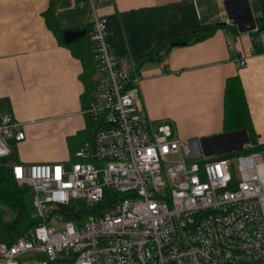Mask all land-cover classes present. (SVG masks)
<instances>
[{"label":"built area","instance_id":"2783aa9c","mask_svg":"<svg viewBox=\"0 0 264 264\" xmlns=\"http://www.w3.org/2000/svg\"><path fill=\"white\" fill-rule=\"evenodd\" d=\"M88 37L98 69L83 112L97 129L74 162L12 164L17 183L33 191L39 221L11 243L0 241V264H264L260 152L205 156L197 139L153 126L138 100L139 78L119 63L104 16L94 13ZM19 126L0 115L1 158L9 140L25 138ZM106 191L125 196L79 223L48 214L49 205L72 200L96 205Z\"/></svg>","mask_w":264,"mask_h":264},{"label":"crops","instance_id":"0c3cea01","mask_svg":"<svg viewBox=\"0 0 264 264\" xmlns=\"http://www.w3.org/2000/svg\"><path fill=\"white\" fill-rule=\"evenodd\" d=\"M79 1L0 0V108L25 132L23 140L10 145L18 161L66 164L68 137L86 126L81 97L92 68L83 72L81 60L46 26L43 12L50 5L62 29L85 28L89 34L94 13L104 16L119 63L139 78L138 100L151 124H170L174 136L197 139L203 154L234 148L245 138L244 129L222 128L225 81L238 75L256 145L264 146V30L256 22L258 0H84L82 7ZM205 24L217 28L190 42ZM174 41L180 43L163 52ZM237 58L246 64L238 67ZM96 76L95 71L90 79ZM259 152L264 162V148Z\"/></svg>","mask_w":264,"mask_h":264},{"label":"trees","instance_id":"16d2710c","mask_svg":"<svg viewBox=\"0 0 264 264\" xmlns=\"http://www.w3.org/2000/svg\"><path fill=\"white\" fill-rule=\"evenodd\" d=\"M258 2L260 5V15L256 18V22L258 28L260 30H264V0H258ZM43 17L45 19L46 26L57 37L60 44L68 47L71 50V53L81 60L84 68L83 72L90 67L92 68L91 73L88 75V79L84 77V81L86 82L85 84L87 85V88L81 97L84 111L87 109L92 100V94L95 86V79L90 78L98 69L97 63L94 59V45L89 40L87 33L78 40L70 44H65L63 42L62 33L64 29L59 27L52 5H50L47 10L43 12ZM216 28L217 26L214 24L199 26V28L192 33L190 42H198L207 38ZM148 58V55L141 57L139 63ZM85 119V128L77 134L69 136L67 139L71 157L66 164L76 161L74 156L75 152L84 141L92 139L97 129V123L92 121L86 114ZM222 128L224 132L242 129L246 130L251 146H246L240 151L221 154L219 157H230L240 153L244 154L253 151H260L264 148V146L256 145V134L251 122L247 99L238 75L228 77L225 81L223 91ZM12 142L16 141L11 140L10 145ZM13 163L23 162L17 160L12 150L7 157H0V241H5L7 243H11L16 238L27 232L30 228L35 227L39 221V218L35 215V213H31L29 211V206L26 200V195L31 189L30 186L18 184L12 176L11 166ZM124 196L125 194L106 191L103 199L93 206H87L79 200H72L66 205L51 204L49 205L50 211L48 214H56L63 221L71 220L79 223L89 214H97L100 210L110 206L114 198L121 199Z\"/></svg>","mask_w":264,"mask_h":264},{"label":"water","instance_id":"95a60500","mask_svg":"<svg viewBox=\"0 0 264 264\" xmlns=\"http://www.w3.org/2000/svg\"><path fill=\"white\" fill-rule=\"evenodd\" d=\"M86 29L85 28H82V29H70V28H67V29H64L63 30V42L65 44H70L74 41H76L78 38L82 37L85 33H86ZM180 42L179 41H174V42H171L169 44H167L164 48V51L163 52H167L172 46L174 45H177L179 44ZM245 135V138L242 140V142H240L239 145L235 146L234 148H230L228 150H224L220 153H216V152H204V154L206 156H213V155H219V154H222V153H230V152H234V151H238V150H241L243 147H244V144L245 143H248L249 142V138L247 137L246 135V131L243 130L242 131ZM229 133H232V132H229ZM229 133H225V135H228ZM201 141V143L203 144L204 139H199Z\"/></svg>","mask_w":264,"mask_h":264},{"label":"rangeland","instance_id":"374dc122","mask_svg":"<svg viewBox=\"0 0 264 264\" xmlns=\"http://www.w3.org/2000/svg\"><path fill=\"white\" fill-rule=\"evenodd\" d=\"M95 80H96V77H95ZM2 110L3 111H5L4 109H2V108H0V114H1V112H2ZM3 114V113H2ZM9 115V114H8ZM169 126H170V128H171V131H173L172 130V126L169 124ZM22 130V129H21ZM25 133V132H24ZM173 134V136H174V132H172ZM174 137H177V136H174ZM16 142H18V141H16ZM11 147V146H10ZM12 150V149H11ZM238 151H240V150H238ZM240 154H242V153H240ZM31 163V162H30ZM32 197H33V191H32V189H30L29 190V192H28V194L26 195V200H27V203H28V206H29V211L31 212V213H35V208L33 207V204H32Z\"/></svg>","mask_w":264,"mask_h":264},{"label":"flooded vegetation","instance_id":"af4514ba","mask_svg":"<svg viewBox=\"0 0 264 264\" xmlns=\"http://www.w3.org/2000/svg\"><path fill=\"white\" fill-rule=\"evenodd\" d=\"M219 146H221V145H219Z\"/></svg>","mask_w":264,"mask_h":264}]
</instances>
